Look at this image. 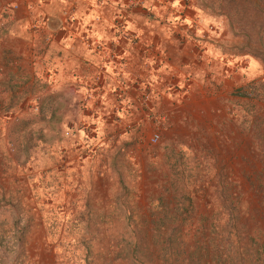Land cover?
Here are the masks:
<instances>
[{"label":"rangeland","instance_id":"1","mask_svg":"<svg viewBox=\"0 0 264 264\" xmlns=\"http://www.w3.org/2000/svg\"><path fill=\"white\" fill-rule=\"evenodd\" d=\"M176 1L196 58L178 83L143 80L125 123L121 92L101 112L0 59V264H132L136 248L165 264L155 231L204 244L206 264L240 237L235 264H264V0Z\"/></svg>","mask_w":264,"mask_h":264},{"label":"crops","instance_id":"2","mask_svg":"<svg viewBox=\"0 0 264 264\" xmlns=\"http://www.w3.org/2000/svg\"><path fill=\"white\" fill-rule=\"evenodd\" d=\"M175 2L0 0V35L10 42V53L0 52V59L10 64L3 69L43 71L54 86L73 89L79 97L90 93L86 106L105 113L121 92L129 110L120 121L137 119L142 81L158 87L168 78L178 83L180 69L191 68L196 58L193 45L198 41L172 18L180 12ZM169 96L159 88L151 97L152 108L164 107Z\"/></svg>","mask_w":264,"mask_h":264},{"label":"trees","instance_id":"3","mask_svg":"<svg viewBox=\"0 0 264 264\" xmlns=\"http://www.w3.org/2000/svg\"><path fill=\"white\" fill-rule=\"evenodd\" d=\"M154 239H156L154 245L158 246V249L155 251V253L158 254L159 260L165 264H206L207 262L208 250L206 247H204V244L199 250L191 247L188 248L189 244L186 240H183V238L176 235H167L164 237V234L161 231L154 232ZM241 240L242 238L236 237L234 241H225L224 238L220 237L218 241L222 244L219 248H217V251L213 252L211 255L213 263L235 264L236 259L242 254H248L249 256L248 248L242 243ZM134 242L135 241H132L131 243ZM134 244H136V242ZM262 246L263 245L260 242H258L255 246V263L260 259L258 254L260 253ZM176 247H179L180 249H177ZM176 251H178V254H181V259L175 253ZM131 256H133L132 260L130 261L132 264H149L150 259H152V250H150L148 253H143L142 248H136L134 250V254L131 253Z\"/></svg>","mask_w":264,"mask_h":264}]
</instances>
